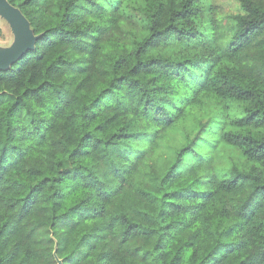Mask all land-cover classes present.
Instances as JSON below:
<instances>
[{"label": "trees", "instance_id": "obj_1", "mask_svg": "<svg viewBox=\"0 0 264 264\" xmlns=\"http://www.w3.org/2000/svg\"><path fill=\"white\" fill-rule=\"evenodd\" d=\"M8 1L0 264H264V0Z\"/></svg>", "mask_w": 264, "mask_h": 264}, {"label": "water", "instance_id": "obj_2", "mask_svg": "<svg viewBox=\"0 0 264 264\" xmlns=\"http://www.w3.org/2000/svg\"><path fill=\"white\" fill-rule=\"evenodd\" d=\"M0 20L10 29L13 39L8 45H0V71H8L22 60L25 55L35 49L40 36H36L31 23L20 8L12 5L8 0H0ZM57 264L63 261L57 258Z\"/></svg>", "mask_w": 264, "mask_h": 264}, {"label": "rangeland", "instance_id": "obj_3", "mask_svg": "<svg viewBox=\"0 0 264 264\" xmlns=\"http://www.w3.org/2000/svg\"><path fill=\"white\" fill-rule=\"evenodd\" d=\"M216 2L223 6L221 10L224 12V16L232 14V11H234L235 3L234 0H216ZM0 29H1V34H0V45H8L11 43L13 36L11 34V31L9 27L0 20Z\"/></svg>", "mask_w": 264, "mask_h": 264}]
</instances>
